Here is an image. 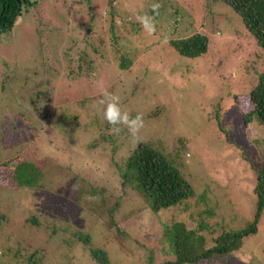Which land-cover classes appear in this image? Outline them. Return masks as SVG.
<instances>
[{"label":"rangeland","instance_id":"obj_1","mask_svg":"<svg viewBox=\"0 0 264 264\" xmlns=\"http://www.w3.org/2000/svg\"><path fill=\"white\" fill-rule=\"evenodd\" d=\"M167 1L159 8L160 17H154L152 34L137 17L153 16L150 6L158 0H44L40 12L23 13L11 31L0 34V264H99L91 255L93 247L107 253L109 264H143L146 248L158 249V219L146 207L138 212V200L125 205L123 212L132 215L118 216L117 232L107 230L92 211L56 194L62 187L68 190L65 182L54 178L41 181L38 189L19 188L11 169L2 164L20 155L53 177L64 170L67 176L80 173L98 187L119 189L113 165L135 143L132 137L118 138L115 153L114 143L87 147L99 135L114 133L102 115L98 84L118 94L122 110L130 114L160 110L159 118L146 120L140 138L161 139L172 154L173 142L179 148L180 140H186L181 173L199 183L197 193L206 187L208 196L223 200L222 214L235 219L234 229L254 214L256 175L249 166L243 170L240 160L259 159L251 141L258 137L264 142V132L242 114L253 107L249 91L264 70V52L225 3L205 9V0ZM37 17L46 23L41 34ZM193 28L209 36L206 53L179 56L168 43ZM116 49L131 53L130 68L119 69ZM82 54L93 69L72 77L68 69L82 62ZM42 58L54 66L57 62L60 73L55 77L45 71L44 77L38 73L27 82L26 66L38 67ZM45 88L50 101L39 100ZM84 97L83 103L76 102ZM58 105L73 110L78 125L64 121L54 110ZM132 192L126 189V195ZM178 214L173 208L162 217L171 220ZM257 227L248 236L245 257L235 255L229 264H248L253 257L254 264L264 263V212ZM80 231L88 243L76 239ZM153 260L162 261L158 252Z\"/></svg>","mask_w":264,"mask_h":264},{"label":"trees","instance_id":"obj_2","mask_svg":"<svg viewBox=\"0 0 264 264\" xmlns=\"http://www.w3.org/2000/svg\"><path fill=\"white\" fill-rule=\"evenodd\" d=\"M218 1L225 3L239 16L243 27L254 38L255 45L264 52V0H205V9H210L211 4ZM43 2L44 0H0V34L3 31H11L15 21L23 13L37 8H39L37 12H40ZM158 2L160 6L170 3L167 0H158ZM152 5L150 6L151 10ZM115 11L116 6L113 8V12ZM151 14L155 18H159L161 15L160 12L155 14L153 10ZM111 20L114 22V19L111 18ZM113 22L111 32L113 31ZM37 24L36 29L41 34V26L45 28L46 23L43 18L39 19L37 17ZM187 28L189 27H182V30ZM209 42L210 39L206 33L199 28H193L188 34L171 39L168 46L179 56L196 58L206 53ZM40 51L43 52L42 46ZM120 51L121 49H116L118 67L120 70H126L134 63V59L130 52L122 53ZM118 52H120L119 55ZM42 60L43 62H39L38 67L32 64L26 66V70L29 71L26 75L27 78H25L27 82L30 83V80H34L38 73L40 75L37 76L41 77L42 75L44 77L46 75L45 71H49L50 75L56 74L55 77L58 76L57 74L60 72L57 68V62L54 66L49 60L43 58ZM81 60L82 62L79 65L68 69V74L70 73L72 77H76L78 74L79 76H85L93 69L91 59L86 54H82ZM36 63L37 61L33 64ZM53 66L54 70L52 69ZM83 68L88 70L82 71ZM52 81H55L54 78ZM48 83L51 84V82ZM48 88H45L46 92L38 94L41 96L39 97L40 101L43 99L51 100V93ZM34 96L37 99L36 93ZM249 96L253 107L245 112L243 111L242 116L246 122L257 124L264 132V70L250 89ZM87 98H92V95ZM87 98H80L76 102L83 103L84 99ZM31 105H34V103ZM67 107L58 105L54 110L59 112L64 121L72 120L75 127L78 125L77 115L73 113V110L72 112L69 111ZM137 114L135 112L131 113L132 116ZM139 114L143 115L144 124L146 120L156 119L161 115L160 110L151 111V109ZM121 129L120 137L119 135L115 136V133H112V135H99V138L97 137L93 143H88L87 147L114 143L111 152L115 153L118 149L116 144L118 138H131L127 128L121 126ZM124 130L127 134L124 133ZM158 140L154 138L140 139L139 143H135L133 147L126 150L121 162L114 163L113 172L115 178L118 179V185L120 184L119 189L118 186L98 187L90 178L80 173L67 176L64 170L57 172L58 174L63 172L61 177H53L44 169H38L34 161L20 155L4 159L2 164L11 169L12 178L19 188L38 189L41 181H49V179L54 178L57 179L58 183L65 182L62 186H67L68 190L63 192L62 187L56 194L66 196L76 206L79 205L92 211L96 214L97 217L94 216V218L97 221L104 220L107 230L116 228L115 231L117 232L119 230L118 216L125 219L132 215V211L131 214L130 212H123L125 205L138 200L140 203L137 205L139 206L137 211L141 212L142 207L148 208H145V210H150L157 217L159 228L156 238L159 247L157 250L154 247L146 248L148 250V254H145L147 260H144L143 264H229L228 260L235 261V255L245 257L248 236L257 231L258 222L264 212V142L261 143L258 137L253 138L251 141L255 152L259 156L258 160L249 162L247 156H244L243 159L238 156L239 160L242 159L240 162L243 170L249 166L250 170L252 169L254 175H256L254 188L255 211L250 218L245 219L240 228L234 229L231 224L235 219L230 218L227 220L222 214L223 200L208 196L206 187L197 193L196 187L199 183L192 182L190 178L181 173V170L186 168L184 157L188 142L180 140L179 148H176V144L173 142L174 153L172 154L168 152L166 145L161 144V139ZM256 162L257 165H255ZM127 188L133 190L131 195H126ZM173 208L179 211L178 216L180 215V218L173 216L170 218L171 220H168L162 217L164 212ZM35 220L32 219L31 222L35 224ZM227 225L231 227L226 229ZM76 239L84 243L89 242L88 235L82 234L81 231L76 233ZM90 252L99 264H109L107 253L104 250L93 247L90 248ZM155 252H158L161 256V262H154ZM253 259L254 257L250 258L248 264H254ZM28 264L35 263L30 262ZM261 264L264 263L261 261Z\"/></svg>","mask_w":264,"mask_h":264},{"label":"clouds","instance_id":"obj_3","mask_svg":"<svg viewBox=\"0 0 264 264\" xmlns=\"http://www.w3.org/2000/svg\"><path fill=\"white\" fill-rule=\"evenodd\" d=\"M159 3L152 5V10L155 14H158ZM137 19L141 22L142 26L149 34L156 31L154 16H139ZM100 87L101 99L99 103L104 105L103 107V118L112 127L115 134L121 132V126L127 128L130 136L134 143L140 142V131L144 127V118L142 114L132 116L129 111L122 110L121 108V97L118 94L111 93L103 87L102 84H98Z\"/></svg>","mask_w":264,"mask_h":264}]
</instances>
